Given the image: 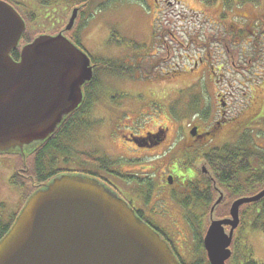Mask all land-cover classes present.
Instances as JSON below:
<instances>
[{
	"label": "rangeland",
	"instance_id": "1",
	"mask_svg": "<svg viewBox=\"0 0 264 264\" xmlns=\"http://www.w3.org/2000/svg\"><path fill=\"white\" fill-rule=\"evenodd\" d=\"M81 1L83 0H22L19 7L23 10L27 21V29L22 44L26 43V38H35L39 34L54 35L59 33L69 21L73 13V7L81 4ZM215 1L216 3H214ZM229 1L233 5L231 9L227 7V0H214L213 3L212 0L88 1L79 13L74 28L67 32V36L79 42L95 59H112L128 66L138 65V68L131 76H121L110 73L102 66L96 67L101 88L98 91L97 103H92L89 111L93 113L96 107L95 114L99 119L95 116L91 117L92 122L88 128L86 127V131L81 134L76 132L74 140L71 142L66 140L65 144L68 146L69 152H58L57 155H53L56 158H54V167L70 170L66 173L71 175L75 174L72 171L73 169L92 173L93 171L104 170L100 161L104 159L109 164L108 161L112 158L115 160H112L113 168L121 162L118 170H122L124 166L128 170H123L128 174V178L122 173L126 181L129 178L141 176L143 169L146 171L145 169L149 167H152L159 177L162 175L160 170L172 168L173 164L170 163L172 160L171 154L181 160L186 158V154L192 155L193 149L202 152L223 145L224 136L228 133L230 126L222 128L220 133L208 144L204 143L190 147L186 140L194 124L197 123L204 129L209 125V121L213 119L214 114L218 117L216 91L219 90V87L228 89L226 88L228 84L226 86L225 82L221 83L220 86L219 82L222 81V78L234 84L236 89L246 90V88H243L246 86V83H243L245 81L243 71L235 73L225 69L224 77L219 72L215 76L208 73L207 76L201 77L202 66H198L195 70L191 67L197 55L202 56L207 52H210L215 63L216 59L219 58L220 62L226 64L228 54H230L235 57L238 65H247L242 62L246 56L243 42L236 45L229 42L228 46L231 52H228L225 46L228 54L224 50V45L229 39L228 37L231 36L232 25H244L246 22L253 20V4L258 6L259 3L256 0ZM220 9L221 17L226 19L228 25V29L222 32L221 27L211 23L220 21L218 18ZM80 10L81 7L78 12ZM27 13H34L35 16ZM156 21L158 23L157 33L154 27ZM166 29L173 31L177 37H173L174 41L171 40L170 36H162ZM258 31L259 39L264 40V27H259ZM217 34L222 35V40L219 39L216 42L217 39L213 38L217 37ZM210 35L212 38H209ZM195 36L196 40L194 39ZM160 37H164L163 42ZM206 37H208L207 42ZM252 39L254 50L250 47L246 51L249 56L257 57L260 66L262 65V70L259 71L255 68L254 72H256L252 74L251 78L247 79L249 81L247 85L251 87L247 88L248 95H252L251 100L254 99V105L238 109V113H244L245 116L257 112L260 109L261 100L264 99V43L262 41L258 43L256 37ZM167 43L172 50L171 56L167 57L166 60L159 59V57L167 56L165 51ZM162 44L164 45L162 46ZM261 44L262 49H259ZM254 61L252 64L255 67ZM105 63H107V60H105ZM258 72H261V77L255 76L259 74ZM242 83L243 86L240 87L239 85ZM238 90H236L238 101L248 96H244V93ZM196 103L197 106H195ZM116 104H122L123 107L128 109V112L126 111L127 116L121 120L117 118L118 115L113 114L121 109ZM206 107L210 112L207 119L203 118L200 112ZM240 118L242 119V117ZM116 125L118 127L113 129ZM160 125L163 127L168 126L171 129L169 132L171 133L170 138L175 135L177 130L186 142L177 141V147L169 154H167L168 151L165 153L169 145L168 142L166 145L152 151L139 149L131 142H127L128 146L125 147L126 142L122 139L123 135L131 137V130L134 133L143 134L146 130H154ZM255 131L258 130L255 129ZM260 131L256 136L251 135L254 138V148L259 150L264 148V125H260ZM91 149H101L104 153L95 156ZM199 152L196 151V154H199ZM24 160H26L24 156H22V159L16 155L0 156V202L6 203L5 207L0 206V220L3 223L8 221L10 212L18 211L24 203L27 191L29 192L30 188L33 189L39 185L38 182L34 181L33 174L29 175V173H26L29 176L27 179L32 180L29 182L30 187L27 188V191H23L17 185L9 182L16 169L33 173V157H28L26 162H23ZM81 162L86 163L85 166L82 165L85 169L80 168ZM26 166L27 168H25ZM180 169L177 168L174 172H177L178 175L187 173L184 166ZM195 173H197L196 170H194ZM118 185L127 191L128 187L133 186L134 188L136 184L134 182L129 184L122 182V185ZM193 187L194 185H191L192 190ZM196 189L198 188L196 187ZM221 189L226 193L222 187ZM131 191L137 197L138 191ZM257 191L255 189L248 193L250 195L246 196H253ZM188 193L191 192L185 193L181 198H186L185 202L192 203L193 198ZM217 197L218 194L214 193V200ZM208 204L212 205L210 202ZM210 207L208 206L205 211L204 226H199L204 228L203 235H201L202 239H204L209 227ZM194 210L196 211L197 208H193L191 212L198 214ZM200 211L202 212L201 209ZM229 211L230 205L227 208L220 206L216 210L213 219L229 217ZM173 212L175 218L179 219V209L173 208ZM173 220L171 219V222ZM171 222L162 223L165 224L168 234L177 245L176 250L183 261L186 263L201 262L202 264L206 262L207 258L196 249L198 239L195 238L193 229H189L187 226H182L183 228L179 226V229L182 230L178 232V228H174ZM176 223L181 225L179 221H176ZM196 230L199 232L198 229ZM235 236L234 245L232 246L233 256L238 246L242 245L244 257L247 254L252 255L256 261L264 264V231L253 230L244 222L236 230Z\"/></svg>",
	"mask_w": 264,
	"mask_h": 264
},
{
	"label": "water",
	"instance_id": "2",
	"mask_svg": "<svg viewBox=\"0 0 264 264\" xmlns=\"http://www.w3.org/2000/svg\"><path fill=\"white\" fill-rule=\"evenodd\" d=\"M77 17L75 8L63 31L37 36L22 47L17 61L11 53L25 34L26 22L10 3L0 0L1 153H25L83 103V88L92 81L94 67L89 54L65 34ZM196 131L195 127L191 133ZM262 198L264 189L235 200L231 217H212L204 237L211 264H227L241 206ZM0 264L182 263L117 192L97 178L65 173L28 198L0 240Z\"/></svg>",
	"mask_w": 264,
	"mask_h": 264
},
{
	"label": "flooded vegetation",
	"instance_id": "3",
	"mask_svg": "<svg viewBox=\"0 0 264 264\" xmlns=\"http://www.w3.org/2000/svg\"><path fill=\"white\" fill-rule=\"evenodd\" d=\"M6 1L12 4L18 11L23 12V10L19 7L22 0H6ZM88 1L82 2L81 4H77V6H74L73 8L81 7L83 9ZM256 1L259 4L258 6L253 4L254 5V8H253L254 11H252L254 15L253 20H251L248 23L246 22L244 25L236 24V26H238L237 28H235L236 27L235 25H232L231 27L232 29L230 30L231 36L230 37L227 36L229 39L226 41L224 45V50L226 51V47H227V51L231 52L230 47L228 46L229 42L235 45L241 44L243 42L242 45L243 46L245 45L244 54L246 56L244 60H242V62H245L247 65H238L235 57L233 55L228 54L227 51L226 53L228 54V57H227L226 64L223 62H220L219 58L216 59V63H217L216 64L210 52H207L205 55H202V56L199 53H197L199 55H197V57L193 60V65L191 66L193 70L197 69L198 66H202L201 77L207 76L208 73H212L215 76L217 72H219V74L222 77H224L225 69H227L228 71H234L235 73H238L239 71H243L244 72L243 77L245 78L244 79L245 81H243V83H246V86H244L243 88H246V90L240 91L236 89L234 84L230 82L228 83V81L227 83L225 81L226 86L228 84V87H226L228 89H224L223 87L218 86L219 90L216 91L217 96H218V99H217L218 117H216V114H214L213 119L209 121V125L204 129H202L200 125L197 123L193 125V126H198V127H197L196 134L192 135L191 132H189L188 134L189 138L187 137L186 141L190 147H195L197 145L204 144V143L206 144L210 143L211 140L215 136H217L218 133H220L221 129L226 126H230V128L228 129V133L224 136L225 140L223 142L224 144L229 143L231 142L230 140L232 139L231 138L232 135H237L239 130L243 126H245V123H243L242 119L240 118L241 113L240 114L238 113V109H240V107L244 109L245 106L249 104H251V106L254 105V99L251 100L253 98L252 95L251 94L248 95L247 88L249 89L251 87L250 85H247V83L249 82L247 81V79L251 78L252 74L256 72V71L254 72L255 68L259 71L262 70V65L260 66L259 61L257 60V57L254 58L252 56H249V54L246 51L250 47L252 48V50H254V43H253L252 38L256 37V40L258 41V43H261V41L262 43H264V40L259 39V31H258L259 27L261 28L264 27V0H256ZM219 12L220 14L218 15V18L220 19V21L217 23L216 22H211V23L217 24L219 27H221L220 28L221 32L226 31L228 29V25L226 24V19L221 17V9ZM169 34L172 35L171 40L174 41L173 37H176L175 34L173 32ZM165 35L167 36V30H165L162 33V36H165ZM207 38L208 37H206L205 39L206 42H207ZM209 38H212V36L210 35ZM215 38L217 39L216 42L219 39L222 40V35L217 34V37H214L213 39ZM194 39L196 40V36L194 37ZM163 45L164 44H162V46ZM261 46L262 44L259 45V49H262ZM165 51H166L167 56H162L161 58L159 57V59L166 60L167 57L171 56L172 50L170 49V46L168 43L165 45ZM253 60H255L254 61V63L256 64L255 67L252 64ZM259 74H261V72ZM221 80L223 81L224 78H222ZM222 81L219 82L220 86H221ZM243 83L240 84L239 86L240 87L243 86ZM97 89H98L97 87H91L88 89H84V100H83V103L80 105L81 106L80 109L78 110L79 119L82 124V126L80 127V134L83 131H86L85 129H87L90 126V123L92 122L91 117L95 116L97 117V119H99V117L96 116L95 114L96 107L93 113L92 111H89L92 105V102H90V100L94 97L93 94L97 92ZM235 89L238 90L239 92H243L244 96L245 95H248V96H246L245 99H241L240 101H238V97L236 96L237 91ZM88 103L90 104V106L86 109ZM93 103L96 104L97 100L93 101ZM116 105L118 106V108H121V109H119V112L113 113V114L118 115L117 118L121 120L122 118L127 116L126 111L128 112V109L126 107H123L122 104L120 105L116 104ZM105 111L107 110L105 109ZM85 121H87V126H85ZM117 127L118 126L116 125L113 127V129ZM170 131L171 129L168 126L163 127L160 125V126H157V128H155L154 130H146L143 134H137V133H134L133 130H131L130 132L131 137H126V135H123L122 139L123 141L126 142L125 143L126 148L128 146L127 142H131V144H135L139 149H146L148 151L149 150L152 151L158 147L164 146L168 142L169 145L167 149L165 150V153L168 151L167 154H169L172 152V150H174L177 147L176 145L177 141L186 142L184 141L183 136H181L177 130L175 131V135L172 134L173 139L170 138L171 136V133H169ZM137 138L139 141H141L140 144H137L136 142ZM91 151L93 152L95 156L102 155L104 153L101 149H97V150L91 149ZM196 151L197 153L199 152V150L193 149L192 155L186 154V158L181 159V160L179 157H173L171 154L172 160L170 161V163L173 164L172 168L170 167V168H165L163 170H160L162 175H160L159 177H158L157 172H154L152 167H149L145 169L146 171H144L143 169V172H141L142 173L141 176L135 177L138 179L129 178V180L126 181V178H128L127 177L128 174H126L123 170L125 171H128V170L126 169L125 166L122 167V170H118V166L121 164V162L118 166L113 168L112 163L115 160L112 158H110V161H108L110 162L109 164H107L105 162L106 160L104 159L100 161L103 163L104 170L101 169V170H98L97 172L93 171L91 175L99 179L102 183H104L106 186L111 188L113 191H116L120 197L126 200L130 204V206H132L135 209L136 213L145 222L150 224V226H152L155 230H157L166 239V241L168 242L172 250L179 256L176 250L177 245L174 243L173 239L168 234V231L165 228L164 223H168L169 221L171 222V219H174L173 222H171V225L174 228H178V232H180L182 229H179V226L181 227L187 226L189 229L190 228L192 229V226L190 225V222L188 221V217H189L188 213H192L191 211L193 208H197V210L196 211L194 210V211L197 212L198 215L201 214L200 208L199 206L196 205V203L193 205L190 204L186 206L184 203L186 198H181V196L187 192H191L192 194L191 193H188V194L189 196H191V198H193L192 203L197 202L196 200L198 199L194 195V190L197 187L200 192V195L203 196V198L199 200L198 202L212 203L211 202L212 183H213V188H215L214 193L218 194V197L216 198V200H218L222 194L224 195V192L222 191L221 188H218L217 186L214 187L216 182L214 181L210 162L203 159V155L208 153L209 149L208 151L207 150L205 151L203 150L202 152L200 151L199 154H196ZM85 164H86L85 162H81L80 168L85 169L82 166V165L85 166ZM183 166L185 167V170H187V173H182V175H178L177 172L176 173L174 172L177 168L181 170L180 168H182ZM194 170H196L197 173L194 174ZM122 173L126 175V178L124 177ZM122 182L126 184L134 182L136 185H134L135 186L134 188L133 186L128 187V190L126 191L120 188L118 185V184L122 185ZM191 185H194L193 190L191 188ZM131 190L138 191L137 197H135L132 194ZM205 199L209 201L207 202L205 201ZM159 202L161 203L157 204ZM173 208L179 209V215H178L180 217L179 219L175 218L174 216L175 213L173 212ZM210 211H211V208H210ZM200 219L202 220V222H204L205 215L202 218L200 216ZM216 219H220V218H216ZM211 220H212V212L210 215V223H211ZM176 221H179L181 225L176 223ZM210 223H209V226H210ZM241 223H242V220H241ZM226 229H227V232H229L230 226H227ZM203 242H204V239H203Z\"/></svg>",
	"mask_w": 264,
	"mask_h": 264
},
{
	"label": "trees",
	"instance_id": "4",
	"mask_svg": "<svg viewBox=\"0 0 264 264\" xmlns=\"http://www.w3.org/2000/svg\"><path fill=\"white\" fill-rule=\"evenodd\" d=\"M88 0H83L81 2H85ZM90 1V0H89ZM228 1V8H232L233 5L229 0ZM80 2V3H81ZM214 0H212V3ZM216 3V1L214 2ZM28 15H34V13ZM34 18V17H33ZM33 20V19H32ZM155 28L156 33L158 32V23L155 22ZM167 30V36H172L169 33H172L169 29ZM192 36V35H191ZM162 39V42L164 41V37H160ZM34 38H26V43L32 41ZM172 39V38H171ZM77 45L81 46L79 42H76L73 40ZM82 47V46H81ZM15 58H19V50H16L13 53ZM91 56V55H90ZM91 60L93 64L95 63L94 68V77L92 81L89 83H86L84 85V89H88L91 87H97V92L93 94V98L90 100V102L93 103V101L98 100V91L101 88L100 80L98 77V72L96 67L102 66L105 70L109 71L110 73L114 75H121V76H131L133 75V72L135 69L138 68V65L134 66H128L125 63H119L115 62L112 59H99L94 58L91 56ZM105 60H107V63H105ZM115 63V64H114ZM262 75L259 74L257 77H261ZM226 80H223L222 83H224ZM227 83V81H226ZM229 83V82H228ZM89 102V103H90ZM199 102V101H198ZM88 103L86 109L90 106ZM197 106V103L195 104ZM251 106V104L246 105L245 107ZM81 107V106H80ZM77 108L72 113L68 114L63 122L58 126L56 131L50 135L46 140L41 142H35L32 145L26 147L25 153L21 151H15V152H6L1 153L0 156H6V155H16L21 157L24 156L26 160L28 157H33V173L27 172V170H17L15 174L10 178L9 182L13 185H17L20 187L23 191H27V188L29 186L30 180L29 176L26 173H29V175L33 174L34 181L38 182L39 185L33 189H29V192L27 191L26 196L24 198V203L26 200L30 197L31 194H33L38 188L42 187L45 183L50 182L54 177H57L61 175L62 173H66L67 171L70 172V170L65 169H58L54 167L55 164V157L53 155H57L58 152H66L68 150V146L65 144L66 140L69 142L74 140V134L76 132L78 133L79 128L82 126L80 119H79V112L80 109ZM199 107V106H198ZM196 110V109H195ZM198 110V108H197ZM201 116L205 119L209 116V110L208 107L202 109L200 111ZM199 114V113H198ZM244 113H241L242 122L245 123V126H243L237 135H232L231 142L226 143L221 146H215L213 148H210L208 153L203 155V159L210 162L211 170L213 173L214 181L218 188H223L226 193H224V200L221 201L219 205H217L216 210L221 206H225V208L229 207L231 205V202L234 201L236 198L241 196L250 195L249 192L260 189H264V148H254L253 142L254 138L251 135H257L260 131V125H264V99L261 100V106L260 109L252 114H248L247 116L243 115ZM85 126H87V121H85ZM255 129L258 131L256 132ZM55 158V159H54ZM24 160L23 162H26ZM48 163V166H47ZM101 166L103 167V163L101 162ZM27 168V166L25 167ZM74 172L82 171L80 169H73ZM85 172V171H84ZM90 173V172H86ZM91 174V173H90ZM28 183V186H27ZM41 183V184H40ZM215 188H213L212 183V198L211 202L212 204L215 203V200L213 198V193ZM257 191V192H258ZM195 197L198 199L197 202L189 203L185 202V205H193L196 203L197 206L202 210L201 214H194V213H188V221L190 222V225L192 226V231H194L195 238L198 239V242L196 244V249L199 253L203 254L207 258L206 249L204 247L203 239L201 238V235H203L204 228H200L199 226H204V222L200 219L204 217L206 208L208 206H211L208 203L205 202H198L203 198V196L200 195V192L198 189L194 191ZM204 201V200H203ZM205 201H209L206 200ZM24 203L19 207V210L22 208ZM5 202H0L1 207H5ZM18 210V211H19ZM190 214V215H189ZM8 221L6 223H3L2 220H0V240L2 237L6 234V232L11 228L14 221L16 220V216L18 215V212H10L8 214ZM241 218L242 223H247V226L249 225L253 230H260L264 231V198L257 202H251L248 204H245L241 208ZM203 223V224H202ZM195 225H198L197 227ZM199 227V228H198ZM197 228L199 232L195 229ZM202 232V233H201ZM238 252V253H237ZM243 253V246H238V249L234 251V256L229 260V264H261L256 259L252 257V255L247 254L245 257L242 254ZM243 259H240V258ZM183 264H202L201 262H191L186 263L183 261V259L180 257ZM232 262V263H231ZM203 264H211L207 258L206 262Z\"/></svg>",
	"mask_w": 264,
	"mask_h": 264
}]
</instances>
